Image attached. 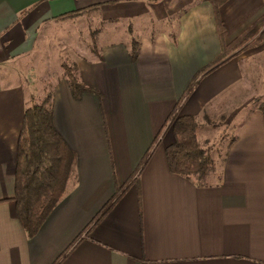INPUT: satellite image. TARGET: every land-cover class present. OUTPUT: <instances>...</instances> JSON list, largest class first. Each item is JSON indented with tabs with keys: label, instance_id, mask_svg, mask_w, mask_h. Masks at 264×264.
<instances>
[{
	"label": "crops",
	"instance_id": "1",
	"mask_svg": "<svg viewBox=\"0 0 264 264\" xmlns=\"http://www.w3.org/2000/svg\"><path fill=\"white\" fill-rule=\"evenodd\" d=\"M76 10L86 12L57 19ZM262 16L263 0H228L219 9L220 40L208 0H0V264H264V120L245 71L264 60V42L197 76L221 43ZM94 17L111 25L110 35L134 20L129 38L97 45ZM143 17L147 27L169 26L134 35ZM54 56L76 64L79 80L99 95L76 100L63 69L43 70L42 95L52 92L53 122L76 154L77 182L29 238L11 200L25 72ZM173 113L196 117L205 148L207 120L231 130L220 174H211L221 179L198 184L169 171Z\"/></svg>",
	"mask_w": 264,
	"mask_h": 264
},
{
	"label": "trees",
	"instance_id": "2",
	"mask_svg": "<svg viewBox=\"0 0 264 264\" xmlns=\"http://www.w3.org/2000/svg\"><path fill=\"white\" fill-rule=\"evenodd\" d=\"M208 1L212 5L217 33L222 40L226 31L223 21L219 18V9L228 0ZM84 12L86 10L67 12L58 16L57 19L73 18ZM174 38L175 35H173ZM263 42L264 16L228 44L221 43L218 55L203 67L197 76L213 71L231 57ZM138 52L139 42L132 38L129 50L132 61L136 60ZM61 67L74 99L78 100L83 93L99 95L97 90L79 80L76 75V64L62 63ZM257 108L264 120V100H259ZM207 123L211 126L215 122L207 120ZM167 126L170 127L174 137L173 142L165 148L169 171L193 179L198 184H206L207 180L204 178L213 170V166L209 153L198 142L196 117L173 113L167 120ZM76 165L75 152L54 125L53 95L51 91H48L41 103H33V101L27 103L17 139L14 194L11 200L15 203L17 219L29 238L38 232L52 210L76 185ZM130 183L127 181L117 189L114 197L98 213L99 217L118 199L122 189Z\"/></svg>",
	"mask_w": 264,
	"mask_h": 264
},
{
	"label": "rangeland",
	"instance_id": "3",
	"mask_svg": "<svg viewBox=\"0 0 264 264\" xmlns=\"http://www.w3.org/2000/svg\"><path fill=\"white\" fill-rule=\"evenodd\" d=\"M146 19L145 17H143V19H140L139 21H137V26L136 28V33L134 35H138L139 33H143V32H153L154 30H158L160 28H165L166 25L169 26V23L167 21L163 22H159L156 25L153 26H148L145 23ZM134 20H132L130 23L132 24ZM142 21H144L142 23ZM129 25L128 21H121L118 24L114 25V33L112 35L108 34V30L111 28V25L105 22H101L99 20V18L94 17L92 19V26L91 28L95 31L96 35H97V42L96 44L98 45L100 40L102 39H107V38H112V39H128V27H132L133 25ZM57 55L58 51L56 52ZM54 58L56 60H50L51 63L48 62V60H39L36 61L34 60V63L32 65H30L27 70L25 72V77H26V81H25V85L27 87V103H30L31 101H33V103H41L44 95H42V90L43 87L46 85V81L45 78L48 76H46V74L44 75V71H46L47 73L50 72L49 70L53 71H62V67L61 64L62 63H66L69 64L68 61L66 60H62V58H59L57 56H54ZM52 58V59H54ZM58 59V60H57ZM60 59V60H59ZM55 61H57V63L55 64ZM63 61V62H62ZM71 61V60H70ZM252 63V62H251ZM254 64H250V66L245 67V71L246 72H251L252 74V80H251V84L252 87H254L256 89V94H257V101L259 102V100H264V60H254L253 62ZM70 65V64H69ZM252 65V66H251ZM46 76V77H45ZM42 78L44 81H42ZM32 80L27 82V80ZM38 81L37 83V90L33 91L34 95L30 96L31 94V86H33V80ZM32 84H31V83ZM42 84V87H39V85ZM253 89V88H252ZM213 125L211 124V126L209 125V129H213L211 130V134H209V136L206 137V142L208 144L207 148L202 147L204 143L200 142V146L202 148H204L205 150H207V152L209 153V156L211 158V165L215 167V171L213 170L212 172H209V174L206 176V178H204L207 181H215L221 178H217L216 176L213 177V175H211L213 172L215 174H220L219 172V168L220 165L222 163L221 159L224 155V151H225V147H226V142L230 137L231 134V130L230 129H225L223 126L220 127L218 129L219 125H222V122L214 120ZM203 137L201 136V139ZM218 173H217V172Z\"/></svg>",
	"mask_w": 264,
	"mask_h": 264
}]
</instances>
